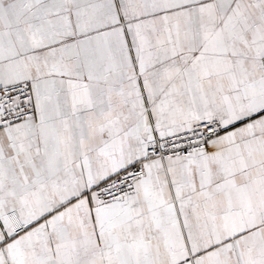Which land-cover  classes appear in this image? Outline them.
I'll return each mask as SVG.
<instances>
[{
	"label": "snow or ice",
	"instance_id": "1",
	"mask_svg": "<svg viewBox=\"0 0 264 264\" xmlns=\"http://www.w3.org/2000/svg\"><path fill=\"white\" fill-rule=\"evenodd\" d=\"M0 264H264V0H0Z\"/></svg>",
	"mask_w": 264,
	"mask_h": 264
}]
</instances>
